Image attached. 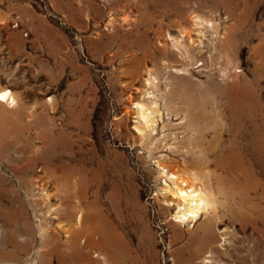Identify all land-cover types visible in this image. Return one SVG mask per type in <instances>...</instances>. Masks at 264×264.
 <instances>
[{"label": "rangeland", "instance_id": "rangeland-1", "mask_svg": "<svg viewBox=\"0 0 264 264\" xmlns=\"http://www.w3.org/2000/svg\"><path fill=\"white\" fill-rule=\"evenodd\" d=\"M0 17L19 98L0 107V264H264V0H0ZM155 67L175 108L142 142ZM163 161L203 173L216 213L176 219Z\"/></svg>", "mask_w": 264, "mask_h": 264}, {"label": "bare ground", "instance_id": "bare-ground-1", "mask_svg": "<svg viewBox=\"0 0 264 264\" xmlns=\"http://www.w3.org/2000/svg\"><path fill=\"white\" fill-rule=\"evenodd\" d=\"M201 16L202 15L199 16V14H195V16H193L195 17L193 21L194 25L201 24L200 20L203 18V16L202 18ZM0 21H1V18H0ZM193 35L189 33L182 34L181 39L180 40L178 39L179 41H176L177 43L180 44V45L178 44V48L181 47V45L185 47L186 55L187 54L189 55L190 51L195 50V49L200 50V51H202V49L204 50L203 48L204 46H202V43H204L202 37L199 35L198 39H195ZM174 46H176V43ZM154 60L156 59L154 58ZM162 62H163L162 63L163 67L168 68V66H170V62L167 59V57L164 59L162 58ZM157 69L158 68L156 67L149 68L147 70L148 77L145 79L146 90H148L147 89L148 87V88L153 89V91H150V90L147 92L145 91V93L149 94V96L147 95L146 101L141 100V101L136 102V108H137V113H138V118H139L138 119L139 125L136 124V127H138L137 129L140 133L139 137L140 139H142V142L146 141L147 139L148 140L150 139L158 140V138H155L154 131L157 129L159 117L160 118L162 117L161 115L162 108L160 105H163L162 107H164L168 111H171L172 107L175 108V106H170L171 101L169 97L173 94V90H170L168 88V85L166 86V91H163L162 93L158 92L160 88H159V79L157 78L158 77ZM177 70L180 71V69H177ZM18 100H19L18 95H16L12 89L0 88V107H2L3 105H4V108H6L7 106L16 107L18 104ZM160 100L163 101L162 104L160 103ZM185 116L187 117L186 114ZM160 165L163 166L164 174H166V176L170 179V181L174 185L173 188L172 187L166 188V190H170L172 194L177 196V199L175 201L177 202V205H178L177 206L178 209L176 211V216H175L176 219L178 218V220L181 223H184L188 220H191V221L198 220L199 216L202 215L204 212L206 213L215 212L216 213L217 200L214 197V193L211 188L212 185L210 186L209 185L210 182H207V180L204 179L203 173L199 171L191 170V169L186 170L187 166L186 168L184 166V170H182L178 165L173 166V165L165 164L164 161L161 162ZM84 219L85 217H84L83 211L81 210L78 211L76 214V223L73 225L72 230L77 231L80 228H84ZM205 229L209 231L202 238V242L204 246H210L212 242V237H214V234L212 232V227H206ZM72 230L70 232H72ZM102 239L104 240L103 236L101 237V240ZM82 242H85L84 238H82ZM234 250H237V249L234 248ZM237 251L235 252L238 257L232 260V261H235L233 264H248V259L246 255L245 254L240 255L239 250Z\"/></svg>", "mask_w": 264, "mask_h": 264}, {"label": "crops", "instance_id": "crops-1", "mask_svg": "<svg viewBox=\"0 0 264 264\" xmlns=\"http://www.w3.org/2000/svg\"><path fill=\"white\" fill-rule=\"evenodd\" d=\"M1 18V17H0ZM1 21H2V18H1Z\"/></svg>", "mask_w": 264, "mask_h": 264}]
</instances>
